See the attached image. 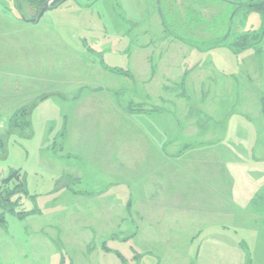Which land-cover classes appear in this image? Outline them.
Wrapping results in <instances>:
<instances>
[{
  "label": "rangeland",
  "instance_id": "374dc122",
  "mask_svg": "<svg viewBox=\"0 0 264 264\" xmlns=\"http://www.w3.org/2000/svg\"><path fill=\"white\" fill-rule=\"evenodd\" d=\"M45 1L0 0V264H264V0Z\"/></svg>",
  "mask_w": 264,
  "mask_h": 264
},
{
  "label": "water",
  "instance_id": "95a60500",
  "mask_svg": "<svg viewBox=\"0 0 264 264\" xmlns=\"http://www.w3.org/2000/svg\"><path fill=\"white\" fill-rule=\"evenodd\" d=\"M65 0H46L45 3L40 7L38 14L34 18H26L23 14L19 13L21 20L25 22H31L36 23L41 16L44 14L45 11L57 6L61 2ZM53 3H56V5H53Z\"/></svg>",
  "mask_w": 264,
  "mask_h": 264
},
{
  "label": "trees",
  "instance_id": "16d2710c",
  "mask_svg": "<svg viewBox=\"0 0 264 264\" xmlns=\"http://www.w3.org/2000/svg\"><path fill=\"white\" fill-rule=\"evenodd\" d=\"M19 185V184H18ZM17 186V185H16ZM14 190H15V187L14 188H10V190L8 191V194H15L14 193ZM4 209H2L0 212L2 213H4V211H3ZM1 218H0V221H2V216H0Z\"/></svg>",
  "mask_w": 264,
  "mask_h": 264
},
{
  "label": "flooded vegetation",
  "instance_id": "af4514ba",
  "mask_svg": "<svg viewBox=\"0 0 264 264\" xmlns=\"http://www.w3.org/2000/svg\"><path fill=\"white\" fill-rule=\"evenodd\" d=\"M237 4H238V3H237ZM236 7H240V6H237V5H236Z\"/></svg>",
  "mask_w": 264,
  "mask_h": 264
}]
</instances>
